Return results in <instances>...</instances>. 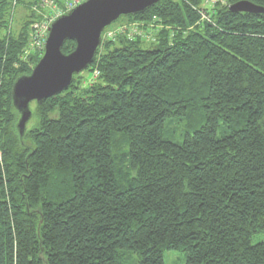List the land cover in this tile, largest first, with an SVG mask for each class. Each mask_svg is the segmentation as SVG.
<instances>
[{
    "label": "trees",
    "instance_id": "trees-1",
    "mask_svg": "<svg viewBox=\"0 0 264 264\" xmlns=\"http://www.w3.org/2000/svg\"><path fill=\"white\" fill-rule=\"evenodd\" d=\"M18 1L0 0V264H264V13L161 0L128 16L91 76L31 103L21 138L12 86L43 51L26 52L39 0L14 30Z\"/></svg>",
    "mask_w": 264,
    "mask_h": 264
},
{
    "label": "water",
    "instance_id": "water-1",
    "mask_svg": "<svg viewBox=\"0 0 264 264\" xmlns=\"http://www.w3.org/2000/svg\"><path fill=\"white\" fill-rule=\"evenodd\" d=\"M161 0H85L59 16L49 27L43 54L30 74L18 77L12 86L13 105L19 113L17 130L22 138L33 117L31 103L41 104L67 90L75 75L93 63L103 32L121 16L144 13ZM234 12L264 13V6L249 0L230 4ZM74 49L63 52L66 41Z\"/></svg>",
    "mask_w": 264,
    "mask_h": 264
},
{
    "label": "rangeland",
    "instance_id": "rangeland-1",
    "mask_svg": "<svg viewBox=\"0 0 264 264\" xmlns=\"http://www.w3.org/2000/svg\"><path fill=\"white\" fill-rule=\"evenodd\" d=\"M34 1L35 0H19L18 3L14 7V12H13V8H10L9 11H7V15L5 16V18H6V20H11L12 19L14 30L20 28L21 23L25 20L26 16L31 12L30 7H31V5H33ZM42 1L43 0H39V2H37L33 6L34 9H38V8L41 9L42 8V6H41L42 5ZM50 1H52V0H50ZM58 1L59 0H55V2L59 5L58 7L57 6L55 7L56 8L55 12H57V14L61 13V12H59L60 10H64L63 9L64 5H62V3H59ZM30 2H32V3H30ZM51 5H54V4H48V6H47V15L49 17H51V13H52ZM128 20H129L128 16H121L117 21H115L108 28H106L107 32L115 30V29H118L119 25L121 23L127 22ZM4 31H6V30L4 29L3 33H4ZM117 42H118L117 45H121V43H119V41H117ZM155 44L156 43L149 42V41H147V42L144 41V42L140 43V45L143 48H151V47H154ZM81 74L84 77H86V76H91L92 73L90 72V69L87 68L84 71H82ZM97 75H98V73L96 71L95 72V77H97ZM253 241L254 242L264 241V234L255 235L253 237ZM136 261H137L136 257L135 258L132 257L128 261V263L129 264H137ZM185 263H186V258H185V255H184V253L182 251H179V250H167V251H165V264H185Z\"/></svg>",
    "mask_w": 264,
    "mask_h": 264
},
{
    "label": "built area",
    "instance_id": "built-area-1",
    "mask_svg": "<svg viewBox=\"0 0 264 264\" xmlns=\"http://www.w3.org/2000/svg\"><path fill=\"white\" fill-rule=\"evenodd\" d=\"M62 5H64L63 9L64 10H58L59 14H57L56 11V6L58 7L59 5L55 2V0H43L42 1V7L44 8L45 11L41 12L40 9H35L37 11L38 14H40L42 17L40 18L39 21H36L33 23L32 25V35H31V44H30V49L29 47L26 49V52L30 51L31 49H42V51L44 50V46H45V41L47 38V34H48V29L50 27V25L61 15L68 13L69 11H71L73 8H75L76 6H78L79 4H81L82 2H84L85 0H60ZM48 4H54L51 5V9H52V13H51V17H49L47 15V6ZM204 17L207 19L206 15H204ZM126 28L128 29H133L135 28V26H127V25H121L119 26L118 29L112 30L107 32V29L104 30L103 35L105 36H110V37H114L119 33L122 32H126L129 36H131L129 34V32L126 31ZM98 73V72H97Z\"/></svg>",
    "mask_w": 264,
    "mask_h": 264
}]
</instances>
